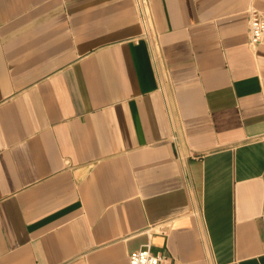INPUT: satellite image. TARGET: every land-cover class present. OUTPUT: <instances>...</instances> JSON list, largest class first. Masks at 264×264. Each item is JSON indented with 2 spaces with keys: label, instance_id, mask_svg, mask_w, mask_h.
<instances>
[{
  "label": "crops",
  "instance_id": "obj_1",
  "mask_svg": "<svg viewBox=\"0 0 264 264\" xmlns=\"http://www.w3.org/2000/svg\"><path fill=\"white\" fill-rule=\"evenodd\" d=\"M0 0V264H264V0Z\"/></svg>",
  "mask_w": 264,
  "mask_h": 264
},
{
  "label": "built area",
  "instance_id": "obj_2",
  "mask_svg": "<svg viewBox=\"0 0 264 264\" xmlns=\"http://www.w3.org/2000/svg\"><path fill=\"white\" fill-rule=\"evenodd\" d=\"M137 15L147 27L149 20L148 0H134ZM248 43L255 47L264 45V10L248 9ZM128 264H172L171 259L160 251H153L150 243L132 251L128 255Z\"/></svg>",
  "mask_w": 264,
  "mask_h": 264
}]
</instances>
